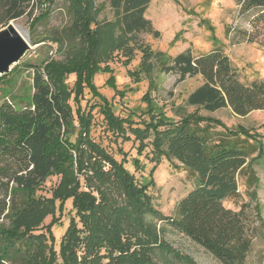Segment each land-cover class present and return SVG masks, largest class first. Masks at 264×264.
Returning a JSON list of instances; mask_svg holds the SVG:
<instances>
[{
    "label": "trees",
    "instance_id": "1",
    "mask_svg": "<svg viewBox=\"0 0 264 264\" xmlns=\"http://www.w3.org/2000/svg\"><path fill=\"white\" fill-rule=\"evenodd\" d=\"M56 1L0 0V29L40 9L45 13L33 20L36 25L49 16ZM68 1L75 17L69 39L77 54L65 61L27 66L33 69L28 102L0 105V264H153L150 255L160 240L145 216H161L152 207L149 186L139 184L127 170L126 158L118 161L93 138L92 111L97 107L115 141L138 143L139 155L152 146L153 170L165 159L195 177L194 189L169 217L172 223L221 264H248L258 237L255 222L264 227V220L258 208L254 215L250 204L234 210L224 202L240 197V178L247 188L258 184L256 160L248 159L257 150L258 157L264 155L261 142L247 130L228 128L215 139L210 124L203 126L200 118L172 121L157 111L150 94L156 88L154 71L160 66V72L175 73L180 81L202 78V85L187 98L189 106L207 112L230 108L244 117L264 110V79L242 81L238 68L219 47L200 55L188 50L167 61L163 52L139 45L136 39L141 33L159 35L144 17L152 0H110L114 21L108 23L96 22L99 13L92 0ZM241 5L244 12H259L256 20L264 29V0H243ZM48 41L62 45L59 39ZM248 42L254 39L249 37ZM136 50L142 59L130 77L138 83L145 76L150 86L143 98L150 120L140 124L117 116L94 83L100 72H112L109 64L114 58H125L128 65ZM9 75L1 77L0 84ZM72 75L75 81L70 86ZM108 83L116 86L113 77ZM85 90L100 96L102 103L82 108ZM119 154H124L122 149ZM133 163L141 167L139 159ZM53 176L60 178L53 197H39L38 191ZM69 199L78 221L71 219L57 252L54 217ZM47 215L52 222L40 232ZM162 249L165 254L167 249Z\"/></svg>",
    "mask_w": 264,
    "mask_h": 264
},
{
    "label": "rangeland",
    "instance_id": "2",
    "mask_svg": "<svg viewBox=\"0 0 264 264\" xmlns=\"http://www.w3.org/2000/svg\"><path fill=\"white\" fill-rule=\"evenodd\" d=\"M92 1L99 13L96 22L114 21L110 0ZM242 1L152 0L144 17L151 21L159 35L143 32L136 41L139 45L145 44L154 51L163 52L169 58L167 61L188 50L194 55H200L219 47L238 68L242 81L250 83L264 79V29L262 23L256 20L259 12L257 10L244 12ZM50 10L49 16L36 25H33V20L45 13L40 9L35 10L32 17L27 15L14 22L22 36L27 39L31 49L20 61L17 71L9 73L6 81L0 84V105L9 101L14 105H25L28 102L32 94L33 69L27 66L46 65L52 60L65 61L77 54L78 49L71 44L73 41H70L72 37L69 35V30L75 21L69 1L57 0ZM249 37L254 39L253 43L248 42ZM49 39H59L62 45L49 42ZM141 59L142 53L139 50H136L134 59L128 65L125 64V58L116 57L109 64L111 73L100 72L94 78L97 92L107 99L115 114L122 118H131L137 124L150 120L147 114L149 105L143 100L149 93V80L143 76L142 81L136 83L130 77V73L139 69ZM111 77L114 78L115 87L108 83ZM154 79L156 88L151 91L150 97L157 111L163 112L168 119L175 122L183 118L203 119L202 125L206 127L210 124L215 139L222 136L226 128L233 132L239 129L247 130L259 139L264 153V110L253 111L244 117L235 115L230 108L207 112L187 104L189 95L202 85L201 77H186L184 81H180L179 75L160 72V66H157ZM74 81L75 76H70L69 85L73 86ZM118 92L123 93L124 96L119 95ZM84 96L81 101L82 108L90 109L93 104L102 103L100 96L95 97L89 90L84 91ZM21 99L25 101L21 103ZM92 112L93 138L113 153L118 161L126 158L127 170L134 175L139 184L149 186L148 193L152 197V207L161 216H145L146 225L155 230L160 240L157 245L154 244L155 250L150 255L153 264H221L185 236L169 218L175 214L177 204L194 189L195 177L179 163H170L165 159L153 170L154 164L150 161L151 145L139 155L138 143L122 142L121 139L115 141L112 138L106 130L104 116L99 107L94 108ZM120 149L124 154H119ZM258 155L259 150L248 159V161L256 160L253 168L259 180L258 184L247 188L245 180L240 178L238 182L240 197L237 200L229 199L224 205L239 210L243 204H250L254 215L255 208H258L264 220V155L262 157ZM134 159L140 160V168L134 166ZM59 182L60 178L57 176L49 178L38 191V196L52 198ZM59 203L57 201L56 206ZM71 219H76V212L73 209V200L69 199L63 211L57 210L54 217L57 223L52 226V232L57 252L62 237L70 227ZM51 222V215H47L42 224L44 229L40 232H46L45 228ZM255 226L258 237L253 243L248 264H264V227L260 226L258 221L255 222ZM154 245L151 247L153 248ZM162 247L167 249L165 254Z\"/></svg>",
    "mask_w": 264,
    "mask_h": 264
},
{
    "label": "water",
    "instance_id": "3",
    "mask_svg": "<svg viewBox=\"0 0 264 264\" xmlns=\"http://www.w3.org/2000/svg\"><path fill=\"white\" fill-rule=\"evenodd\" d=\"M30 49L14 22L0 29V78L11 73Z\"/></svg>",
    "mask_w": 264,
    "mask_h": 264
},
{
    "label": "bare ground",
    "instance_id": "4",
    "mask_svg": "<svg viewBox=\"0 0 264 264\" xmlns=\"http://www.w3.org/2000/svg\"><path fill=\"white\" fill-rule=\"evenodd\" d=\"M22 34V33H21ZM23 35V34H22Z\"/></svg>",
    "mask_w": 264,
    "mask_h": 264
}]
</instances>
